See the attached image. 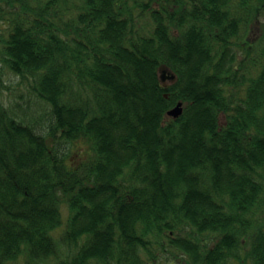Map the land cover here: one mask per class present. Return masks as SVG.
<instances>
[{"label":"trees","instance_id":"1","mask_svg":"<svg viewBox=\"0 0 264 264\" xmlns=\"http://www.w3.org/2000/svg\"><path fill=\"white\" fill-rule=\"evenodd\" d=\"M262 14L264 0H0V67L51 119L0 101V264H264Z\"/></svg>","mask_w":264,"mask_h":264},{"label":"rangeland","instance_id":"2","mask_svg":"<svg viewBox=\"0 0 264 264\" xmlns=\"http://www.w3.org/2000/svg\"><path fill=\"white\" fill-rule=\"evenodd\" d=\"M133 0H128L132 4ZM264 19V15L259 16V22ZM255 23V22H254ZM250 25L251 32L248 37L254 40L256 32L255 24ZM0 101L8 108V110L15 114L18 118H22L27 122L42 121L41 127L48 129L50 124V116L47 105L36 97L33 89L28 86L27 81H22L20 77L13 74L7 67H0ZM61 145L70 146V144L63 143ZM72 146V144H71ZM74 146V145H73ZM75 147H72L74 150ZM83 151V147L80 148ZM85 157V156H84ZM63 216L66 217V209L63 207ZM164 264H176L170 258Z\"/></svg>","mask_w":264,"mask_h":264},{"label":"water","instance_id":"3","mask_svg":"<svg viewBox=\"0 0 264 264\" xmlns=\"http://www.w3.org/2000/svg\"><path fill=\"white\" fill-rule=\"evenodd\" d=\"M164 73L168 72V76L167 78L169 80H173L175 78V75L173 73H171L170 71L167 70H163ZM164 73L161 75V79L164 80L165 79V75ZM183 111V106L181 102H178L173 108H171L170 110H168L167 115L172 116L174 118L178 117L181 115Z\"/></svg>","mask_w":264,"mask_h":264},{"label":"flooded vegetation","instance_id":"4","mask_svg":"<svg viewBox=\"0 0 264 264\" xmlns=\"http://www.w3.org/2000/svg\"><path fill=\"white\" fill-rule=\"evenodd\" d=\"M240 260L243 262H238L236 259H232V260H228V261L231 262L232 264H245L243 258H241Z\"/></svg>","mask_w":264,"mask_h":264}]
</instances>
